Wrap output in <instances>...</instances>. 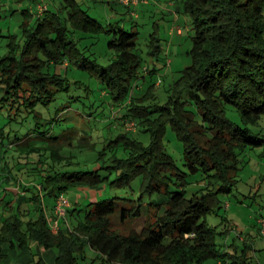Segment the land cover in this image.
I'll list each match as a JSON object with an SVG mask.
<instances>
[{
    "label": "trees",
    "instance_id": "16d2710c",
    "mask_svg": "<svg viewBox=\"0 0 264 264\" xmlns=\"http://www.w3.org/2000/svg\"><path fill=\"white\" fill-rule=\"evenodd\" d=\"M42 1L31 0V6L22 9V40L13 35L0 59L2 106L7 102L19 116H32L36 123L20 138L17 150L41 156L40 166L32 167L37 172L28 174L34 184L24 187L30 194L17 205L15 197L7 202L16 213L0 217V243H35L29 264H46L42 246L58 250L55 264H96L97 258L119 264H205L212 259L260 264L248 254L250 242L243 241L241 253L222 252L218 236L224 234L219 226L228 220L220 214L225 208L222 198L237 188L244 156L264 148L263 132L252 127L264 117V0H178L176 11L190 15L192 23L191 64L176 79L164 73L172 79L164 103L156 92L164 79H152L164 68L158 63L164 57L157 29L147 43L156 61L146 65L137 47L138 30L100 21L79 0H64L56 10L47 5L39 13ZM133 5L125 4L124 13L140 18ZM102 36L109 37L104 46V52L112 53L108 63L96 54L104 55L96 49ZM86 76L91 81L86 82ZM81 93L92 102L87 116L101 113V121L112 130L102 148L97 149L95 141L100 134L93 139L86 130L74 131L71 124L62 123L61 112ZM65 94L70 100L60 106L57 102ZM228 105L236 107L241 123L229 117ZM51 107L56 114L50 126L41 128L43 110ZM168 126L182 141L185 169L165 148ZM139 132L148 133L150 142L138 138ZM71 148L93 155L81 160ZM90 162L94 166L85 168ZM196 174L200 179L189 180ZM138 180V197L92 201L83 217L74 215L77 223L62 219L58 232L50 227L46 195L85 185L134 191ZM155 194L159 196L153 199ZM153 210L156 221L147 215L142 231L113 228L114 217L125 223ZM212 213L223 221L210 224L207 215ZM88 246L97 252L89 261Z\"/></svg>",
    "mask_w": 264,
    "mask_h": 264
},
{
    "label": "rangeland",
    "instance_id": "374dc122",
    "mask_svg": "<svg viewBox=\"0 0 264 264\" xmlns=\"http://www.w3.org/2000/svg\"><path fill=\"white\" fill-rule=\"evenodd\" d=\"M64 0H43L37 6V11L40 12V4L42 5H49L52 10H56L58 7L62 5ZM82 4V7L87 10L91 15L98 16L99 20L106 23L108 20L111 22H118L119 24L123 25L127 30L134 31L138 30L139 33V43H138V51L144 58V64H152L156 60L150 54H148V47L147 43L149 42L150 33H152L155 29L158 30L159 37L162 38V45H163V53L161 57L167 58V64L169 66L164 65V58L163 60H159V65H163V69L161 70L160 75H154L152 79L158 82L159 79H164L161 83V86L156 87V92L159 94V102L164 103L168 92L166 89L169 86V83L172 81L173 78H178L181 73V69L185 68L186 66L191 64V55L190 49L193 44V29L192 23L190 22V15L179 12L181 18L178 20L176 18V12L181 5V1L178 0H153L147 9H143V7L139 8V14L141 17H134L130 14L124 13L125 11L119 9L118 12H109L105 14L104 11V0H79ZM31 0H0V59L4 57L8 50V44L11 40H13V35L16 36L18 41L22 40L23 37V28L20 26L25 19V15L23 14L24 8H29L31 6ZM168 3H174V5L168 6ZM107 4V2H106ZM105 4V5H106ZM124 8L123 6H121ZM35 11V7L33 8ZM124 13V14H122ZM110 18V19H108ZM107 20V21H106ZM178 22L182 25L184 29V33L180 36L177 32L175 34L174 40L172 41V36L168 35L169 28L171 25L176 24ZM155 23H159L160 27L157 28ZM109 37L102 36L100 37L101 40L96 44V49L100 52L102 51L104 55L101 53H96L97 57L103 63H108L109 57L112 55L110 51L104 52V46L107 44ZM172 38V39H171ZM171 47L167 48V47ZM95 48V47H94ZM107 48V47H106ZM107 50V49H106ZM167 71L171 72V78L165 76L164 73ZM144 73V72H143ZM1 77V72H0ZM86 82L91 81L89 77H85ZM159 84V83H158ZM2 96V95H1ZM81 97L77 98L75 101L72 102L71 106H68L66 112H61V116L64 120H62L63 124H71L74 128V131L86 132L94 138L98 137L100 134V138L97 141V149L103 147L104 138H108L112 133V130L109 131L106 124L101 121L100 116L102 114L98 111L99 114L96 113L94 116H87L86 112L89 111L90 105L92 104L88 98H85L81 93ZM63 98L59 100L57 103L61 105L67 104L70 100V96L68 94L63 95ZM6 104V105H5ZM4 106H2V102L0 101V198H4V200L0 203V217L8 216L10 214L16 213L13 211V207L8 205V201L14 200V194L10 193L11 191H17L18 194L16 195L17 200L13 203V205H17L19 200H24L26 195H29V191H27L24 187L30 186L34 184V176L29 175L35 174L37 171H32V167L40 166L37 162L40 161L41 156L38 153H23L20 150H17V144L21 142L20 138H23L25 133L29 128H35L36 123L32 116L28 117L27 119L22 118L19 116V112L17 108L10 109V105L7 102H4ZM98 104H96L97 106ZM96 106L94 107L96 109ZM56 109L51 107L50 110H43L44 117L46 120L41 123V128H46L50 126L49 119L54 117L56 114ZM101 110V109H100ZM107 111H111L108 110ZM227 112L229 117H231L234 121H238L241 123V117L239 115L238 110L236 107L231 105L227 106ZM67 114V117H66ZM264 116V115H263ZM68 118V119H67ZM99 127V130H98ZM255 130H260L264 134V117L260 121L258 125L252 126ZM95 128V130H92ZM106 128V129H105ZM103 136V137H102ZM138 138L143 140L146 144L150 142V135L146 132H139L137 135ZM165 148L166 150L173 155L175 160L177 161L179 167L181 169H185V161H184V147L182 141L178 138L175 131L172 129L171 126H168L166 131L165 137ZM71 152L75 154H81L80 158L83 160L85 157H91L93 154L92 151L84 149V151H79L77 148H71ZM264 152V148L258 147L256 149H251L245 156H244V163H242V167L239 170V181L237 184V188L234 192L230 193L229 195H225L222 199L223 201H230L229 205H226L220 211V214L224 215L225 217H229L231 223L237 224V226L231 225V230L229 233V229L225 232V236H230V242L236 244L241 253V246L244 242H242L240 236L241 231H243L244 235L249 233L252 236L249 237L248 242L252 245V250H249V255L253 256L255 263H260L259 257L261 251L263 250H256L258 244H261L258 241H255L256 234V222L258 220V216L264 214V157H260L259 154ZM84 155H83V154ZM47 166L46 164H42L41 166ZM93 167L94 165L90 162V164H86L84 167ZM20 167H24L22 170H19ZM201 175L196 174L191 175L189 180H196L200 179ZM193 178V179H192ZM204 183V182H203ZM139 180L135 182L134 191H125L119 190L116 188H112L111 186L107 185H100L97 189L96 195L93 197L92 194L88 190H83L79 187H71L69 190L66 191V194L69 196L71 202L74 203V209L72 214H69L67 217L68 221L73 223H77L75 220L74 215H81L82 217L85 215L86 210L89 208L87 205L94 201L100 202V200L108 199L114 197V195L120 196H132L138 197L140 195L139 191ZM194 187L195 185H190ZM189 186V187H190ZM197 187V184L196 186ZM130 190V189H129ZM5 192L8 194L5 195ZM56 195H46L44 197L45 201V211L52 215L54 214V207L56 204L57 196ZM159 194H155L157 198ZM227 197V198H225ZM241 197L243 203L240 199ZM148 198V197H147ZM151 200V198L149 199ZM148 200V201H149ZM17 207H15V210ZM151 221H156L155 212L154 210L152 213H148L144 211L141 217L139 218H130L127 222L123 223L118 219V217L113 218V228L121 231L122 233H128L130 229H136L137 231H142L144 224L147 222L146 218ZM33 216V215H32ZM207 219L210 224L217 225L223 220L221 215L216 213H212L207 215ZM263 216V215H262ZM261 216V217H262ZM264 217V216H263ZM148 219V220H149ZM65 220V219H63ZM228 223V222H227ZM67 227V224L64 223ZM254 225V226H253ZM221 226V225H220ZM255 229V231H254ZM223 234L218 236V242L221 244L220 248L222 252L227 251L225 245L226 237ZM262 241V239H260ZM10 245V243H0V264H5L7 253L9 246H7V250L4 252L3 246ZM11 246V245H10ZM32 250L36 248L35 243L30 245ZM19 248V245H16ZM43 247V246H42ZM45 248V247H43ZM46 249V248H45ZM56 254L58 250L52 248ZM236 249L230 251L235 253ZM97 252L88 246L87 248V256L88 261L97 256ZM239 253V254H240ZM255 254H258L257 257ZM38 258V256H36ZM18 263L17 261H15ZM96 264H119L118 262H108L105 260H101V258H97ZM12 264V263H11ZM25 264H29V261H25ZM35 264V262L31 263ZM205 264H218L216 259H212L207 261Z\"/></svg>",
    "mask_w": 264,
    "mask_h": 264
},
{
    "label": "crops",
    "instance_id": "0c3cea01",
    "mask_svg": "<svg viewBox=\"0 0 264 264\" xmlns=\"http://www.w3.org/2000/svg\"><path fill=\"white\" fill-rule=\"evenodd\" d=\"M156 1V0H155ZM105 4L107 2V4L105 5L104 4V11H105V14H108L109 12H118L119 9L123 10V11H126V9L122 8L121 6H125V3L123 0H104ZM153 2V0H149L147 3H143V4H135L133 3L134 5L131 7H137L138 9L142 8L143 9H147L149 7V4H151ZM157 2V1H156ZM154 3V2H153ZM172 5V3H168V6ZM176 18H178V20L181 18V16L179 15V11H176ZM124 14V13H122ZM133 15V14H132ZM110 19V18H108ZM182 25H180L178 22H176V24H173L171 25V27L169 28V31H168V35L172 36V41L174 40V37H175V34L176 32L182 36L183 33H184V29ZM167 48H170L171 47H167ZM79 188L83 189V190H88L92 196L94 197L96 195V192H97V189L98 188H95V187H89L87 185L85 186H78ZM6 193V192H5ZM10 193H13L14 194V197L15 199H17L16 195L18 194L17 191H11ZM15 193H17L15 195ZM227 198V197H225ZM238 199H240L242 202L243 200L241 199V197H239ZM231 202L228 200V201H225L224 202V205L226 207V205H229ZM245 203V202H243ZM232 204V203H231ZM74 208V203L71 202V206H70V209ZM55 211V209H54ZM53 215V214H52ZM264 216V214H261L258 216V220L256 222V236H255V241H258L260 242L261 244H258V246L256 247V250L255 251H258V250H263V253L261 251L260 254V257L258 254H255L257 257H259V261H260V264H264V236L261 234V227L259 225V218L261 216ZM228 220H226V222L224 224H221V226H219V229L224 232V236H225V232L227 231V229H229V231L227 233L230 232V228H231V225H234V226H237L236 222L235 223H231L229 217H227ZM223 220H221L222 222ZM220 222V223H221ZM228 222V223H227ZM254 226V225H253ZM255 231V229H254ZM242 233H240V236H242L241 240L242 242L243 241H248L249 240V237L252 236V234L249 235V233L247 235H244L243 231H241ZM227 239L225 241V245H223L224 247H226V250L227 251H233V249H236V250H239L238 247L236 246V244H233V243H229L230 242V236H225ZM262 239V241L260 240ZM7 246H9V249L8 251L10 252L9 254L7 253V257L5 258L6 261L4 262L5 264H25V261H29L31 262L33 257H32V248L31 246H26V247H12L8 244L4 245L3 246V250L4 252L7 250ZM41 253H42V256L46 262V264H55V259H56V252L52 249V248H43L41 247ZM15 261H17L18 263H16ZM218 264H226L225 262H221V261H218Z\"/></svg>",
    "mask_w": 264,
    "mask_h": 264
},
{
    "label": "built area",
    "instance_id": "2783aa9c",
    "mask_svg": "<svg viewBox=\"0 0 264 264\" xmlns=\"http://www.w3.org/2000/svg\"><path fill=\"white\" fill-rule=\"evenodd\" d=\"M125 4H138L140 2L147 3L149 0H123ZM40 12L42 13L46 8L47 5L40 4ZM71 206V200L69 196L66 194V192H60L57 196L56 204H55V211L53 215H49L47 213V219L50 223V227L54 232H58L60 228V220L65 219L67 222L68 219V212ZM259 225L261 227V234L264 236V217L259 218Z\"/></svg>",
    "mask_w": 264,
    "mask_h": 264
}]
</instances>
